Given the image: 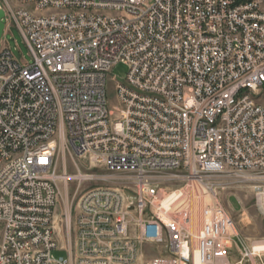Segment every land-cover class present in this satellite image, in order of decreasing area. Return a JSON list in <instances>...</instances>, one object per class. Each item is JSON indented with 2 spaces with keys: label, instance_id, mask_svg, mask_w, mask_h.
Wrapping results in <instances>:
<instances>
[{
  "label": "built area",
  "instance_id": "obj_1",
  "mask_svg": "<svg viewBox=\"0 0 264 264\" xmlns=\"http://www.w3.org/2000/svg\"><path fill=\"white\" fill-rule=\"evenodd\" d=\"M263 7L0 0V264H264V240L239 243L215 192L248 184L264 218ZM11 28L32 64L13 58ZM119 63L129 71L109 111L106 77ZM57 137L123 175L82 193L66 250L55 236ZM171 171L184 184L167 190L159 174Z\"/></svg>",
  "mask_w": 264,
  "mask_h": 264
},
{
  "label": "rangeland",
  "instance_id": "obj_2",
  "mask_svg": "<svg viewBox=\"0 0 264 264\" xmlns=\"http://www.w3.org/2000/svg\"><path fill=\"white\" fill-rule=\"evenodd\" d=\"M6 42L17 62L32 64L33 59L29 49L16 29L11 28L9 30ZM128 71V66L119 63L111 69L106 77V100L109 111L118 106L115 86L125 80ZM259 102L263 104L264 97ZM55 141L56 148L52 165V173L55 176L57 188L54 214L55 236L58 246L66 250V248L69 249L73 246L72 223L76 214V205L82 193L95 187L114 186L112 184L116 183L102 180L108 178L120 180L123 175H110L103 167L92 165L88 158L77 157L63 138L57 137ZM79 176H94L95 180L81 184L77 181ZM159 176L161 184L167 190L177 189L184 184L180 173L176 171L163 172ZM223 187L215 190L217 201L234 221L238 233V242L247 246L254 241L264 240V218L254 208L252 190L248 184L228 182L223 183ZM204 201L210 202L209 198H205L200 202V207L204 205ZM68 221L69 225L67 224ZM52 256L59 259L66 257V253L53 251Z\"/></svg>",
  "mask_w": 264,
  "mask_h": 264
},
{
  "label": "water",
  "instance_id": "obj_3",
  "mask_svg": "<svg viewBox=\"0 0 264 264\" xmlns=\"http://www.w3.org/2000/svg\"><path fill=\"white\" fill-rule=\"evenodd\" d=\"M4 17V13L2 10H0V44H1V38L4 30V24L2 23V18Z\"/></svg>",
  "mask_w": 264,
  "mask_h": 264
},
{
  "label": "bare ground",
  "instance_id": "obj_4",
  "mask_svg": "<svg viewBox=\"0 0 264 264\" xmlns=\"http://www.w3.org/2000/svg\"><path fill=\"white\" fill-rule=\"evenodd\" d=\"M201 201H203V199H202ZM201 201H200V202H201Z\"/></svg>",
  "mask_w": 264,
  "mask_h": 264
}]
</instances>
